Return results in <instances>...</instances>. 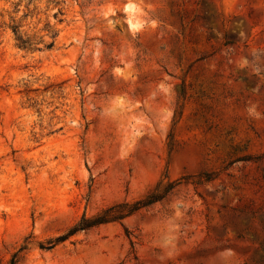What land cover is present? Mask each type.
<instances>
[{"label": "rangeland", "instance_id": "rangeland-1", "mask_svg": "<svg viewBox=\"0 0 264 264\" xmlns=\"http://www.w3.org/2000/svg\"><path fill=\"white\" fill-rule=\"evenodd\" d=\"M19 1L0 0V264H264V0H64L41 52L12 28L30 12L39 40L57 10L37 25Z\"/></svg>", "mask_w": 264, "mask_h": 264}, {"label": "trees", "instance_id": "trees-1", "mask_svg": "<svg viewBox=\"0 0 264 264\" xmlns=\"http://www.w3.org/2000/svg\"><path fill=\"white\" fill-rule=\"evenodd\" d=\"M22 1L23 0H20L18 4L16 5V10H15L16 13L20 11L19 7ZM43 1H46V12L49 10H53V9L57 10L53 14V18L56 19V23L51 24L50 21L48 20V16H46V20L44 22L43 28L38 30V32H42L43 35H41V37H39V40H37L35 35L33 38L31 36H27L26 34L21 33V30H20L22 27L21 23L22 21L26 20L30 14V12L25 13L21 18L20 24L12 28V32L15 36L17 48H19L20 50H24L27 52H36V51L41 52V51H46V50L47 51L52 50L55 46V43L57 41L58 34H59V30L56 28V24H62L64 21L65 1L64 0H29L25 5V9L29 10V7L32 4H34V19H37V23H36L37 25L41 23V18H39L40 13L36 11L39 5ZM37 25L34 27V29H37ZM45 37H49L50 41L45 42L44 40ZM40 44H43L42 48L39 47ZM101 221L93 222L91 225L85 226V227H90L92 225L99 224L101 223ZM79 229L83 230L85 228H83V226L80 225V227L76 228L74 232L78 231ZM65 238H66L65 236H61L60 238H58V240L62 241V240H65ZM10 264H17L16 257L12 258V260L10 261Z\"/></svg>", "mask_w": 264, "mask_h": 264}]
</instances>
